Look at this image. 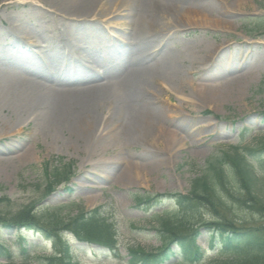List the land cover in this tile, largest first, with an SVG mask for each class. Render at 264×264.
<instances>
[{
	"label": "rangeland",
	"instance_id": "rangeland-1",
	"mask_svg": "<svg viewBox=\"0 0 264 264\" xmlns=\"http://www.w3.org/2000/svg\"><path fill=\"white\" fill-rule=\"evenodd\" d=\"M18 1L0 2V75L9 73L15 76L13 80L34 85L46 81L40 73L57 72L63 73L60 83L69 90H98L105 80L64 63L66 53L79 46L74 55L91 70H102L108 81L132 72L146 76L154 72L162 80L156 83L160 94L154 102L169 109L168 120L184 134V143L173 152L160 149L159 144L106 142L110 130L83 146L68 130L14 118L13 106L3 112L0 108V196L21 204L38 200L47 183L44 165L54 160L52 167L59 166L61 160L74 162V175L67 185L72 194L62 186L43 199L42 205L55 206L71 216L79 208L106 205L118 231V250L112 253L76 245V259L79 264H127L129 246H159L152 231L155 212L169 210L172 216L192 217L170 199L136 206L131 194H186L209 157L230 146L244 148L264 137L260 118L264 111V88L260 87L264 81V0H182L189 13L183 27L159 33L149 47L130 40L136 33L126 25L130 21L127 16L75 24L74 28L52 8L22 7ZM206 8H210L211 17L198 16L200 22L193 25L190 13ZM28 36L33 37V44L24 41ZM160 44L154 55L149 53ZM210 52L216 56L206 64ZM203 60L206 65L194 67ZM182 81L186 84L184 94L178 88ZM96 111L101 118L109 113L106 107ZM208 111L211 114H206ZM6 123L8 134L3 128ZM198 212L208 218L204 210ZM239 216L256 220L245 212ZM14 234L2 241L12 248L14 261L20 262V246L25 248V243H19ZM24 235L37 244V249L30 250L31 256H40L38 264H43L53 254L51 243L32 233ZM200 245L208 258L216 256L217 251L208 249L204 237Z\"/></svg>",
	"mask_w": 264,
	"mask_h": 264
},
{
	"label": "trees",
	"instance_id": "trees-1",
	"mask_svg": "<svg viewBox=\"0 0 264 264\" xmlns=\"http://www.w3.org/2000/svg\"><path fill=\"white\" fill-rule=\"evenodd\" d=\"M264 118V112L262 113ZM52 175L53 182L61 184L69 180L67 174ZM53 185H49L52 190ZM162 195H136L138 203L160 201ZM182 209L205 207L212 215L210 220H201L198 226L192 219L171 217L163 211L155 215L156 237L160 248L146 250L131 247L128 250L129 264H264V137L241 149L231 147L206 163L201 176L196 178L188 195H168ZM246 212L259 221L252 223L240 219ZM256 221V220H255ZM24 227L46 240L53 242L55 258L47 264H74V249L65 239L71 235L76 241L103 249L114 250L116 230L99 209L81 210L74 217H63L50 207L38 208L35 203L20 205L6 197L0 198V239L5 229ZM204 229L210 246L220 254L230 255L223 260L205 261V252L198 245ZM21 238L22 234L18 233ZM10 248L0 242V259L10 261ZM26 257V253H25ZM20 264H32L25 259Z\"/></svg>",
	"mask_w": 264,
	"mask_h": 264
},
{
	"label": "bare ground",
	"instance_id": "bare-ground-1",
	"mask_svg": "<svg viewBox=\"0 0 264 264\" xmlns=\"http://www.w3.org/2000/svg\"><path fill=\"white\" fill-rule=\"evenodd\" d=\"M16 4L22 7L52 8L64 20L72 23L74 28L75 24L127 16L130 21L126 25L134 28L136 33L130 40L145 42L148 47L159 33L183 27V21L189 14L182 0H21ZM216 8L193 10L190 13L195 19L191 20L192 24L198 25V16L210 18V12ZM24 41L34 43L30 36L25 37ZM76 47L70 48L79 53V46ZM160 47L161 44L152 47L149 53L154 55ZM73 51L66 53L64 63L67 66L73 64L80 71L97 77ZM215 56L216 52H210L206 64L212 62ZM93 62L103 65L99 60ZM204 62L198 61L194 67L206 65ZM173 69L178 71L176 65ZM40 74L46 81L34 85L13 80L15 76L9 73L0 75L1 111L13 106L14 118L25 117V120L33 119L50 129L68 130L74 141L83 146L101 138L106 130L111 132L107 134L106 142L159 144L160 149L166 152L176 151L184 143V134L168 120L169 109L154 102L160 94L156 83L162 81L159 76H154V72L149 76L141 72L118 74L112 81H108L105 74L102 76L106 82L98 90H89L88 87L84 92L69 90L67 85L60 83L63 73ZM178 88L180 93H186L184 81ZM105 107L109 113L101 118L96 109ZM8 126L7 123L3 126L5 134L9 133Z\"/></svg>",
	"mask_w": 264,
	"mask_h": 264
}]
</instances>
